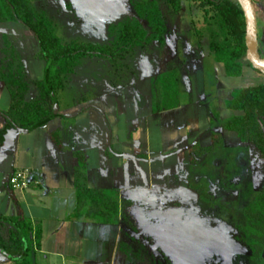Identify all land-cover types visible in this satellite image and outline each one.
<instances>
[{"label":"crops","instance_id":"crops-1","mask_svg":"<svg viewBox=\"0 0 264 264\" xmlns=\"http://www.w3.org/2000/svg\"><path fill=\"white\" fill-rule=\"evenodd\" d=\"M18 25L0 22V67L21 64L28 81H41L46 62L39 43ZM11 28L29 41L28 46L36 52L33 56L27 46L19 51L11 43ZM152 65L155 70L145 67L128 82L106 80L97 86L93 97L77 98L64 106L58 101V118L19 134L12 147L0 148V216H23L33 233H39L31 264H161L155 260L159 252L149 240L155 235L145 233L144 223L154 222L160 205L170 209L184 203L178 198L183 190L198 188L193 173L199 158L193 162L192 149L212 146L213 128L201 95L191 102L183 101L177 69L165 72L154 61ZM248 69L257 73L244 62L242 75L248 74ZM172 72L177 77V94L164 104L162 90L155 82L161 74ZM184 79L191 89L195 83L199 91L202 89L201 69L186 72ZM66 89L67 84L61 92ZM29 94L30 98L36 96L34 88ZM11 102L9 89L0 81V112H8ZM5 126L0 115V133ZM218 133L227 136V131ZM78 152L85 157L87 186L118 193L120 210L115 223L73 217ZM25 170L31 172L29 188L14 190L10 177ZM3 263L12 262L0 251Z\"/></svg>","mask_w":264,"mask_h":264},{"label":"rangeland","instance_id":"rangeland-1","mask_svg":"<svg viewBox=\"0 0 264 264\" xmlns=\"http://www.w3.org/2000/svg\"><path fill=\"white\" fill-rule=\"evenodd\" d=\"M32 2L39 12L52 21L55 35L65 44L82 42L109 45L112 42L109 29L129 16L124 3L131 9L130 0ZM158 2L168 23L165 45L156 47L154 44L137 49L125 59H83L74 74L68 78L66 91L58 93V101L64 106L65 102L72 103L74 99L90 96L106 80L128 82L137 71H143L145 67L152 68L154 61L156 67L161 66L160 69L165 72L177 69L183 101L191 102L201 95L207 114L210 117L212 114L220 117L218 125L212 131L222 133L219 124L233 116L225 105L227 94L264 85V73H251L254 71L248 69L249 73L240 78L225 75L224 66L216 63L214 57L209 55L208 39L205 37L200 40L197 34V30L202 29L200 23L204 16V0H181L182 10L178 14L173 13L164 0ZM260 5L264 8L263 4ZM263 20L262 17L258 18L259 51L264 56ZM18 26L23 28L20 24ZM10 31L13 35L10 41L19 51H24L27 46L28 53L32 56L36 53L19 32H12V28ZM3 44L4 42L2 46ZM7 45L12 46L9 42ZM30 58L27 57L28 60ZM244 62L247 64V60ZM197 69H201L203 75L200 91L196 83L191 89L184 79L186 72L194 73ZM158 89L162 90L160 87ZM93 96L92 94L91 97ZM225 134L227 136L215 152L197 156L199 160L193 174L195 183L207 194L206 197L198 191L183 190L184 194L178 195V198L183 199H179V203H184L176 204L170 209L160 205L154 222L144 223L145 233L155 235L149 240L159 252L155 260L161 264H260L251 259V251L242 241L245 231L249 230L242 208L252 205L255 201V189L264 186V158L256 147L243 145L235 134ZM252 163L258 171H262L257 186L252 182L253 173L256 175ZM240 225L245 229L240 230ZM11 262L10 264H16L13 260Z\"/></svg>","mask_w":264,"mask_h":264},{"label":"trees","instance_id":"trees-1","mask_svg":"<svg viewBox=\"0 0 264 264\" xmlns=\"http://www.w3.org/2000/svg\"><path fill=\"white\" fill-rule=\"evenodd\" d=\"M173 13L182 10L181 0H164ZM135 17L127 19L109 29L112 42L109 45L96 43H62L55 35L54 26L32 0H0V22H15L33 34L41 49V58L46 62L45 76L41 81H28L21 64L0 67V81L11 93V107L0 115L6 122L5 130L19 128L33 131L46 126L59 117L58 93L66 87L68 78L80 62L86 58L125 59L137 49L151 45L163 46L168 34L167 19L160 9L158 0H130ZM202 29L197 30L200 40L208 39L209 54L216 63L224 66L229 77H240L246 58V24L237 0H204ZM257 17L264 12L255 6ZM259 31V28H258ZM258 54L261 58L260 51ZM248 66L251 64L247 61ZM16 65V64H15ZM18 71V72H17ZM256 71V70H255ZM258 72V71H256ZM261 73V72H258ZM176 73H163L155 82L162 88L163 103L168 104L177 93ZM31 88L36 96L29 97ZM234 115L222 122L221 129L235 134L245 146L254 145L264 158V85L233 91L226 103ZM169 109V108H167ZM220 117L212 114L211 127L214 129ZM213 143L208 148L193 147V162L199 155L215 152L223 143L222 134L212 131ZM57 137V133L52 134ZM78 167L74 182L77 193L75 219H93L99 223H115L119 216L118 193L94 190L87 186L84 154L78 152ZM201 195L206 193L194 188ZM248 229L242 241L251 251L254 262L264 264V189L255 195L252 205L242 208ZM240 230L245 227L239 226ZM32 225L23 216H0V251L16 264H31L30 255L39 241ZM39 243V242H38Z\"/></svg>","mask_w":264,"mask_h":264},{"label":"water","instance_id":"water-1","mask_svg":"<svg viewBox=\"0 0 264 264\" xmlns=\"http://www.w3.org/2000/svg\"><path fill=\"white\" fill-rule=\"evenodd\" d=\"M239 3L246 24L245 44H246V60L251 64L252 68L258 72L264 73V58L258 54V27L255 6L252 0H237ZM127 13L130 17H135L130 7L124 3ZM29 130L19 128H10L0 133V148L7 149L14 145L16 139L21 133H28Z\"/></svg>","mask_w":264,"mask_h":264},{"label":"built area","instance_id":"built-area-1","mask_svg":"<svg viewBox=\"0 0 264 264\" xmlns=\"http://www.w3.org/2000/svg\"><path fill=\"white\" fill-rule=\"evenodd\" d=\"M30 181L31 172L25 170L14 173L9 179V184L14 190H24L29 188Z\"/></svg>","mask_w":264,"mask_h":264},{"label":"flooded vegetation","instance_id":"flooded-vegetation-1","mask_svg":"<svg viewBox=\"0 0 264 264\" xmlns=\"http://www.w3.org/2000/svg\"><path fill=\"white\" fill-rule=\"evenodd\" d=\"M253 1V4H254V6H257L258 8H260L263 12H264V8H262L261 7V5L260 4H263L264 5V0H252ZM264 7V6H263ZM256 10V9H255ZM132 11V10H131ZM256 15H257V13H256ZM259 17H262L263 19H264V15H259L258 17H257V27H258V18ZM264 21V20H263ZM167 41V40H166ZM258 51H259V31H258ZM210 55V54H209ZM211 56V55H210ZM213 57V56H212ZM264 58V57H263ZM245 60H246V58H245ZM250 67V66H249ZM215 129V128H214ZM252 146H254V145H252ZM255 147V146H254ZM258 150V149H257ZM252 168H253V170L256 172V175L254 176V173H253V176H252V182L255 184V186H257V184H259V183H257L258 182V180H257V178L259 177V174L262 172V171H258V168L255 166V164L254 163H252ZM251 170V169H250ZM263 174V173H262ZM264 189V186H263V188H256L255 190H256V192H255V194H257L259 191H261V190H263Z\"/></svg>","mask_w":264,"mask_h":264}]
</instances>
